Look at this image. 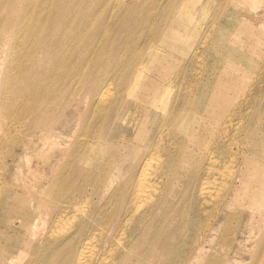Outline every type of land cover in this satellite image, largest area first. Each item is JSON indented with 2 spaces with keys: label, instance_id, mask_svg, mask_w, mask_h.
I'll return each instance as SVG.
<instances>
[{
  "label": "rangeland",
  "instance_id": "rangeland-1",
  "mask_svg": "<svg viewBox=\"0 0 264 264\" xmlns=\"http://www.w3.org/2000/svg\"><path fill=\"white\" fill-rule=\"evenodd\" d=\"M13 1L0 0V264H48L57 252L55 264L69 254L73 264H264V185L256 180L264 168V0H183L175 28L189 42L125 40L141 50L140 80L160 82V98L142 105L146 112L120 100L115 83L105 103L94 97L118 60L133 59L124 50L94 57L81 48L68 61L57 52L44 62L42 50L31 65L33 52L18 50L16 22L31 11L30 0ZM22 64L28 72L20 73ZM178 96L180 109L187 98L186 112L168 124L165 111ZM211 99L219 106L207 112ZM17 238L25 246L9 250Z\"/></svg>",
  "mask_w": 264,
  "mask_h": 264
},
{
  "label": "bare ground",
  "instance_id": "bare-ground-1",
  "mask_svg": "<svg viewBox=\"0 0 264 264\" xmlns=\"http://www.w3.org/2000/svg\"><path fill=\"white\" fill-rule=\"evenodd\" d=\"M28 1V0H27ZM183 0H30L29 1V7L31 8V11L27 14V15H23L20 18L16 19V22L19 25V29H18V36H19V45H18V50L21 53V56H26L27 54H29V52H33V62L31 63V65H35L36 63L40 62L42 59L39 58V56L37 55V53L39 51L45 50L48 51L47 55L44 57V60L47 61V59H50L54 54L56 55L57 52L58 53V57L60 55V58H63L64 61H68L71 55L75 54L77 51H79L81 48H84L86 51V54L91 53V56L93 55L94 57L98 56L100 53H111L113 50H117L118 52L121 51H126L129 54H133L134 57L133 59L129 60L126 63V60L123 62L124 59L122 60H118L116 66L114 67V70L111 72V75L108 77V79L106 81H104V83L101 86H96L95 88V95L97 98V102L99 101V103H105V101L107 100V92L109 94V92H111V88L114 87L112 86L110 88L109 85H113L114 83L117 85V89H118V96L119 99L124 101L125 99H131L132 103L135 105L136 104V109L138 111H143L146 112L147 109L146 107H142V105H146L148 100H151V98H160L159 95H157L159 93V89H160V82L159 80L157 81H151L148 83H143V81L140 80V72L137 65L141 59V50L139 51L137 46L133 45V47L127 45V43H125V40H128L130 38H132L133 41H140L141 39L145 40L149 39V42H158V41H163V42H169L172 40H176V41H188V37L190 36H186V32H181L179 29L175 28V18L180 16L181 14L179 13L180 9V3ZM185 1V0H184ZM183 1V2H184ZM200 1V0H199ZM210 1V0H209ZM247 1V0H245ZM8 2V1H7ZM14 2V1H13ZM10 3V6H12L14 3L20 2L19 0H15V2ZM188 2V1H187ZM211 2V1H210ZM1 3V2H0ZM190 3V2H189ZM196 3V2H195ZM205 4V3H204ZM8 5V4H7ZM188 5V4H187ZM186 5V6H187ZM214 5V4H212ZM196 6V5H195ZM193 6V7H195ZM205 7V6H204ZM210 7V6H209ZM184 8V6H183ZM201 8H203L201 6ZM185 10V9H183ZM187 11V10H186ZM185 11V12H186ZM194 11L191 10V12L189 11V21H193L195 22V15L194 13L192 14V12ZM200 11V10H199ZM184 12V11H183ZM205 12V11H204ZM206 13V12H205ZM201 14V13H199ZM207 14V13H206ZM3 15V14H2ZM185 15V14H184ZM182 15V16H184ZM4 16V15H3ZM207 16V15H205ZM186 17V16H185ZM188 17V16H187ZM198 17V16H197ZM202 17V16H201ZM6 18V17H5ZM200 18V17H199ZM235 19L232 15L231 16H226L225 20H233ZM3 20V18H2ZM186 20V19H185ZM240 20V19H239ZM9 21V20H8ZM186 22V21H185ZM198 22V21H197ZM205 22V21H204ZM234 22V21H233ZM187 23V22H186ZM192 23V22H191ZM226 23V22H225ZM193 24V23H192ZM234 24V23H233ZM236 24V23H235ZM179 27L183 26L182 24H177ZM226 25V24H225ZM261 26H264V24H260ZM230 26V25H229ZM228 26V28H229ZM203 27V25H202ZM233 27V26H232ZM243 27V25H242ZM254 27V26H253ZM259 27V26H258ZM190 28V27H189ZM195 28V27H193ZM200 28V27H199ZM212 28V27H211ZM255 28V27H254ZM186 29V27H185ZM62 30V33L59 34L62 37H60L61 40H56L55 36ZM202 30V29H201ZM194 31V30H193ZM189 32V31H188ZM196 33V32H195ZM205 33V32H204ZM63 34V35H62ZM253 34V33H252ZM204 35V34H203ZM255 35V33H254ZM21 36V37H20ZM58 36V35H57ZM194 36V35H193ZM33 37V38H32ZM196 37V36H194ZM198 37V36H197ZM203 37V36H202ZM235 39V38H234ZM110 43H106L105 45H103L104 42H109ZM193 41V40H192ZM96 45H94V43ZM131 42V41H130ZM189 42V41H188ZM235 42V41H234ZM90 43H93V47H90ZM126 45H123V44ZM134 43V42H133ZM193 43V42H192ZM18 44V43H17ZM130 44V43H129ZM136 44V43H135ZM165 44V43H164ZM184 45H186V43H183ZM182 44V45H183ZM84 45V47H83ZM152 45V43H151ZM168 45V43L166 44ZM181 45V44H180ZM190 46V44H187V46ZM201 45V44H200ZM207 45V44H206ZM143 46V45H142ZM150 46V45H149ZM154 46V44H153ZM163 46V45H162ZM170 46V43H169ZM179 46V45H177ZM202 46V45H201ZM148 47V46H147ZM176 47V46H175ZM159 48V47H158ZM179 48V47H178ZM181 48V47H180ZM182 49V48H181ZM147 50H150V53H152L151 55L155 54V51H153L152 46L150 47V49L147 48ZM155 50V49H154ZM162 50V49H161ZM180 50V49H179ZM229 50V49H228ZM234 47L232 48V45L230 44V56L234 55L235 51H234ZM147 51V52H148ZM186 51V50H185ZM154 52V54H153ZM179 52V51H178ZM183 52V51H181ZM188 52V51H186ZM141 53V54H140ZM149 53V56H150ZM160 53V52H159ZM127 54V53H126ZM130 54V55H131ZM221 56H223L222 53H220ZM219 55V56H220ZM107 56V55H106ZM148 56V55H147ZM148 56V57H149ZM216 56V55H215ZM235 56L241 58V55H238L237 53L235 54ZM93 57V58H94ZM152 57V56H151ZM150 57V58H151ZM217 57V56H216ZM165 58V57H164ZM163 57H158L157 60H155V63L158 61L159 64L163 65L164 63H166V61H164ZM145 59V57H144ZM182 59V58H181ZM166 60V59H165ZM144 62V61H143ZM157 62V63H158ZM124 63V64H123ZM150 63V62H149ZM142 64V63H141ZM154 65V63H152ZM171 64V63H169ZM174 64V63H172ZM18 65V64H17ZM152 65V67H153ZM167 65V64H166ZM16 66V65H15ZM146 66V65H145ZM151 67V65H149ZM168 66V65H167ZM231 69H233L234 71L236 70H240L241 66L240 64H234L231 63L230 64ZM6 67V66H5ZM148 67V66H147ZM149 67V70H150ZM165 67V66H164ZM21 68V66H20ZM28 66H24L22 64V70L20 71V73L22 72H28L29 71ZM173 68V67H172ZM15 69V68H14ZM141 69V67H140ZM145 70V69H143ZM148 70V71H149ZM259 71V70H258ZM153 72V71H152ZM17 73V72H16ZM11 74V73H10ZM102 74L106 75V71H102ZM101 74V81L104 80L103 75ZM159 74V73H158ZM197 74V73H196ZM201 74V72H200ZM16 75V74H15ZM18 75V74H17ZM21 75V74H20ZM40 75V72L37 73L36 75H34V83L37 84L39 82L38 76ZM47 77H50L49 74H44ZM13 77V76H12ZM15 77V76H14ZM143 75L141 76L142 79ZM147 77V76H145ZM143 77V78H145ZM198 77V76H197ZM161 78V77H160ZM159 78V79H160ZM211 78V77H210ZM15 79V78H14ZM143 80V79H142ZM115 81V82H114ZM223 81V80H222ZM264 81V79H263ZM21 83H23L21 81ZM14 84L13 79L10 78L9 82L7 83V85L9 86V88H11V86ZM114 84V85H115ZM196 84V83H195ZM5 85V84H4ZM23 85V84H22ZM25 86V84H24ZM218 86V89H223L224 86L222 85H216V87ZM189 87V86H187ZM185 87V88H187ZM210 87V86H209ZM189 89V88H188ZM90 90V89H89ZM105 90V91H103ZM185 90V89H184ZM183 90V91H184ZM187 90V89H186ZM127 91V93H126ZM188 91V90H187ZM190 91V90H189ZM74 92V91H73ZM72 93V92H71ZM78 93V91H77ZM82 93V92H81ZM80 93V94H81ZM113 93V92H112ZM111 93V94H112ZM161 93V92H160ZM159 93V94H160ZM184 93V92H183ZM60 94V93H59ZM58 94V95H59ZM73 94V93H72ZM90 94V93H88ZM17 95V94H16ZM126 95V96H125ZM67 96V94H66ZM181 96V95H180ZM178 96L176 103L173 105V108L171 109V111L166 112L167 113V123L171 124V120H173L174 122H179L180 119H182L184 113L186 112V108H187V104H186V100L187 98L185 96H183V106L180 109V107L178 108L177 105L179 103H177L181 97ZM9 97V96H8ZM65 97V95H64ZM91 97V95L89 96ZM92 97V98H94ZM216 97V96H215ZM62 98V97H61ZM91 98V99H92ZM9 99V98H8ZM89 100H91L90 98H88ZM63 100H65L63 98ZM79 100V99H77ZM93 100V99H92ZM154 100V99H153ZM152 100V103H153ZM170 100V99H169ZM7 102V101H6ZM61 101H59L58 103H60ZM90 102V101H89ZM71 103V102H70ZM76 103V102H75ZM88 103V102H87ZM95 103V102H94ZM124 103V102H123ZM204 108V104L203 102H201ZM89 104V103H88ZM53 105V104H52ZM105 105V104H104ZM149 105V102H148ZM156 105V104H155ZM160 105V104H159ZM219 106L218 102L214 101L211 99V102L209 105H207L205 107L206 111H213L214 109H217V107ZM54 107V106H53ZM62 107V105L60 106ZM58 109H60L58 107ZM57 109V110H58ZM85 109H88V107H86ZM92 109V108H91ZM26 110V109H25ZM166 110V109H165ZM89 111V110H88ZM124 111V109H123ZM129 111V110H128ZM120 112V111H119ZM126 111H124L125 113ZM87 113V112H85ZM164 113V114H165ZM122 114V113H121ZM163 114V116H164ZM124 115V114H123ZM212 115V114H211ZM127 116V115H126ZM133 116V114L131 115ZM221 116V114L219 115ZM124 117V116H122ZM128 117V116H127ZM126 117V118H127ZM137 117V116H136ZM140 118V117H138ZM227 118V117H226ZM141 119V118H140ZM218 119V118H217ZM221 119V118H220ZM137 120V119H136ZM145 120V119H144ZM124 121V120H123ZM133 121V120H132ZM135 122V121H134ZM137 122V121H136ZM115 123V122H114ZM125 123V122H124ZM130 124V123H129ZM128 124V125H129ZM131 125V124H130ZM135 125V123H134ZM114 126V125H113ZM223 126H226L225 124H223ZM178 125H176V129H178ZM88 128V127H87ZM226 128V127H225ZM63 129V128H62ZM222 129V128H221ZM255 129V128H254ZM164 130V129H163ZM62 131V130H61ZM66 131V129H65ZM252 131V130H251ZM256 131V129H255ZM10 132V130H9ZM162 132V131H161ZM10 135V134H9ZM62 135V134H61ZM66 135V134H65ZM164 135V134H163ZM144 136V135H143ZM160 136V135H158ZM131 137V136H130ZM188 137V136H187ZM218 137V136H217ZM141 139V138H140ZM143 140V139H142ZM187 140V139H186ZM61 142V140H60ZM145 142V139L144 141ZM142 142V143H143ZM147 142V141H146ZM62 143V142H61ZM138 143V141H137ZM95 144V143H94ZM93 144V145H94ZM97 144V143H96ZM144 144V143H143ZM150 144V143H149ZM148 144V145H149ZM88 145V144H87ZM147 145V146H148ZM261 145V144H260ZM80 146V145H79ZM103 146V145H102ZM146 146V147H147ZM252 146V145H251ZM264 146V145H263ZM104 147V146H103ZM116 147V146H115ZM141 147V146H140ZM262 147V146H261ZM122 148V147H121ZM120 148V149H121ZM87 149V148H86ZM105 149V147H104ZM103 149V150H104ZM91 150V149H90ZM108 150V149H107ZM64 151V150H63ZM102 151V150H101ZM119 151V150H118ZM123 151V150H121ZM123 153V152H122ZM68 154V153H67ZM90 154V153H89ZM140 154V153H138ZM187 154V153H186ZM189 154V153H188ZM207 154V153H206ZM77 155V154H76ZM196 155V154H195ZM66 156V154H65ZM121 156V155H120ZM136 156V155H134ZM139 156V155H138ZM210 156V155H209ZM78 157V156H77ZM76 157V158H77ZM123 157V156H122ZM133 157V156H132ZM140 157V156H139ZM172 157V156H171ZM205 157V156H204ZM131 158V157H129ZM135 159V157H133ZM138 158V157H137ZM188 158V157H187ZM198 158V157H197ZM209 159V157H207ZM65 159V157H64ZM71 159V158H70ZM69 159V160H70ZM122 159V158H121ZM206 159V158H205ZM62 160V159H61ZM60 160V161H61ZM82 160V158H81ZM115 160V158H114ZM127 160V159H126ZM137 160V159H136ZM210 160V159H209ZM208 160V161H209ZM213 160V159H212ZM135 161V160H134ZM185 161V160H184ZM197 161V159H196ZM216 161V160H215ZM67 162V161H66ZM69 162V161H68ZM81 162V161H80ZM133 161H131L132 163ZM144 162V161H143ZM174 162V161H173ZM189 162V161H187ZM186 162V163H187ZM79 163V162H78ZM88 163V162H87ZM86 163V164H87ZM117 163V162H116ZM123 163V162H122ZM125 163V162H124ZM192 163V162H191ZM219 163V162H218ZM67 164V163H66ZM70 164V163H69ZM85 164V163H84ZM111 163H109L110 165ZM113 164V162H112ZM121 164V163H120ZM123 165V164H122ZM188 165V164H187ZM185 165V166H187ZM215 165V164H214ZM64 166V165H63ZM112 166V165H111ZM120 166V165H119ZM144 166V165H143ZM146 166V165H145ZM144 166V167H145ZM190 166V165H189ZM188 166V169H189ZM79 167V166H78ZM121 167V166H120ZM180 167V166H179ZM184 167V164L182 166V168ZM216 167V166H215ZM258 167V166H257ZM80 168V167H79ZM115 168V167H114ZM149 168V165H148ZM250 168V167H249ZM58 169V168H57ZM120 169V168H119ZM181 169V168H179ZM184 169V168H183ZM187 169V168H186ZM214 169V168H213ZM248 169V168H247ZM115 170V169H114ZM112 170V171H114ZM149 170V169H148ZM185 170V169H184ZM194 170V169H193ZM209 170V169H208ZM242 170V169H241ZM259 173L256 176V180L260 179L261 182L264 185V168H258ZM60 171V170H59ZM83 171V169H82ZM105 171V170H104ZM108 171V170H107ZM111 171V172H112ZM120 171V170H119ZM127 171V170H126ZM181 171V170H180ZM179 171V172H180ZM187 171V170H185ZM210 171V170H209ZM249 171V170H248ZM121 172V171H120ZM140 172V171H139ZM176 172V171H175ZM178 172V171H177ZM193 172V171H192ZM243 172V171H242ZM256 172V171H255ZM58 173V172H57ZM126 173V172H124ZM137 173V172H136ZM148 173V172H147ZM208 173V172H207ZM112 175H114L113 173H111ZM149 174V173H148ZM177 174V173H176ZM210 174V173H209ZM121 175V174H120ZM125 175V174H124ZM243 175V174H242ZM57 176V175H56ZM55 176V178H56ZM66 176V175H65ZM105 176V175H104ZM151 176V175H150ZM149 176V177H150ZM184 176V175H183ZM208 176V175H207ZM246 176V175H245ZM251 176V175H250ZM97 177V176H96ZM147 177V175H146ZM145 177V178H146ZM163 177V176H162ZM253 177V175H252ZM249 177V178H252ZM115 178V176L113 177ZM117 178V177H116ZM135 179V176H134ZM165 179V178H164ZM175 179V178H174ZM206 179V178H205ZM58 180V179H57ZM109 180V179H108ZM130 180V179H129ZM128 180V181H129ZM148 180V179H147ZM158 180V179H157ZM166 180V179H165ZM177 180V179H176ZM241 180V179H240ZM59 181V180H58ZM127 181V182H128ZM135 181V180H134ZM56 182V181H55ZM137 182V181H136ZM242 182V181H241ZM93 183V182H92ZM135 183V182H132ZM144 183V182H143ZM148 184H150V182H147ZM153 183V182H152ZM244 183V182H243ZM206 184V183H205ZM247 184V183H246ZM53 185V184H52ZM127 185V184H126ZM132 185V184H131ZM156 185V184H155ZM55 186V183L54 185ZM57 186V183H56ZM128 186V185H127ZM136 186V185H135ZM134 186V187H135ZM143 186V184H142ZM163 186V185H162ZM240 186V185H239ZM243 186V185H242ZM246 186V185H245ZM140 187V186H138ZM137 187V188H138ZM160 187V186H159ZM262 187V186H260ZM259 187V188H260ZM54 188V187H53ZM56 188V187H55ZM129 188V186H128ZM132 188V187H131ZM144 188V187H143ZM147 188V187H145ZM246 188V187H245ZM263 188V187H262ZM238 189V188H237ZM134 190V189H133ZM146 190V189H145ZM149 190V189H148ZM241 190V189H240ZM57 191V190H56ZM153 191V190H152ZM151 191V192H152ZM130 192V189H129ZM236 192H238L236 190ZM57 193V192H56ZM76 193V192H75ZM124 193V192H123ZM128 193V192H126ZM153 193V192H152ZM129 194V193H128ZM126 194V195H128ZM138 194V193H136ZM142 194V193H141ZM238 194V193H237ZM145 195V194H143ZM142 195V196H143ZM240 195V194H239ZM246 195V194H245ZM120 196V195H119ZM125 196V195H124ZM123 196V197H124ZM130 196V195H129ZM136 196V195H135ZM134 196V197H135ZM146 196V195H145ZM243 196V195H242ZM247 196V195H246ZM259 196V194H258ZM122 197V196H121ZM122 197V198H123ZM141 197V196H140ZM148 197V196H147ZM74 198V197H73ZM121 198V199H122ZM130 198V197H129ZM137 198V197H136ZM226 198V196H225ZM256 198V197H255ZM254 198V199H255ZM15 199V198H13ZM128 200V197L126 198ZM192 199V198H191ZM224 199V198H223ZM125 200V199H123ZM122 200V201H123ZM144 200V199H143ZM235 200V199H234ZM233 200V201H234ZM121 201V202H122ZM193 201V200H192ZM261 201V199L259 198L258 200H256V202ZM152 202V201H151ZM166 202V201H165ZM136 203V201H135ZM146 203V202H145ZM150 203V202H149ZM147 203V204H149ZM70 204V203H69ZM68 204V205H69ZM128 204V203H126ZM125 204V205H126ZM124 203L122 206H125ZM135 205V204H134ZM176 205V204H175ZM192 205V204H191ZM67 206V205H66ZM133 206V203H132ZM138 206V205H137ZM222 206V205H221ZM260 206V205H259ZM128 207V206H127ZM57 208V207H55ZM254 208V207H253ZM258 208V207H257ZM69 209V208H68ZM123 209V208H122ZM121 209V210H122ZM217 209H220L219 207ZM132 210V208H131ZM130 210V211H131ZM134 210V209H133ZM132 210V212H133ZM172 210V209H171ZM185 210V209H184ZM124 211V210H123ZM254 211V210H253ZM52 212V211H51ZM59 212V211H58ZM64 213H65V209H64ZM138 213V211L136 212ZM135 213V214H136ZM51 214V213H50ZM120 215V214H119ZM134 214H131V216H133ZM189 215V214H188ZM208 215V214H207ZM51 216V215H50ZM57 216V215H55ZM63 216V215H62ZM123 216V215H122ZM255 216V215H254ZM253 216V217H254ZM130 218V217H129ZM186 214H185V219H186ZM256 218V217H255ZM52 219V218H51ZM59 219V217H58ZM146 219V218H145ZM235 219V218H234ZM53 223L55 222L54 219ZM62 220V219H61ZM151 220V219H150ZM118 221V220H117ZM131 221V220H130ZM187 221V220H186ZM233 221V220H232ZM89 222V221H88ZM189 222V220H188ZM190 223V222H189ZM188 224V223H187ZM145 226V225H144ZM186 226V225H185ZM89 227V226H88ZM140 228V227H139ZM188 228V227H187ZM83 229V228H82ZM89 228H87L88 230ZM82 232V231H81ZM77 234V233H76ZM76 236V235H75ZM73 236V238L75 237ZM85 237V236H84ZM83 237V238H84ZM93 238V237H92ZM77 239V237L75 238ZM75 239L73 241H75ZM87 239V238H86ZM17 240V242L15 243L14 247L9 248V250H13L16 249V247L18 246V244H20V242L23 243V245L25 246V241L20 240V238L15 239ZM85 241V239L83 240ZM76 242V241H75ZM87 242V241H86ZM90 243V241H88ZM87 242V243H88ZM92 242V241H91ZM69 243V241H68ZM73 243V242H72ZM81 243V242H80ZM14 244V243H12ZM67 244V242H66ZM65 245V244H63ZM71 244H69L70 246ZM77 243L73 246H76ZM89 245V244H88ZM92 246V244H90ZM89 245V247H90ZM62 246V245H61ZM60 246V247H61ZM73 246H70V250H72ZM80 246V244H79ZM0 247H2L3 249V243L0 241ZM59 247V248H60ZM66 246L62 247L63 250L66 249ZM85 247V246H84ZM86 248V247H85ZM94 248V247H92ZM91 248V249H92ZM91 249L90 252H91ZM95 249V248H94ZM97 249V248H96ZM59 250V249H58ZM62 250V249H60ZM75 250V249H74ZM81 250V249H80ZM57 251V250H56ZM73 251V250H72ZM83 251V250H81ZM80 253L78 255L79 261L82 260L81 256L83 253ZM94 251V250H93ZM77 252V251H76ZM87 252H88V246H87ZM126 252V251H125ZM128 252V251H127ZM56 253V252H55ZM74 253V251H73ZM129 253V252H128ZM131 253V252H130ZM61 252H57L55 255H53V258L51 259L50 257H48V259L50 258L51 261L48 262V264H55L56 260L59 259ZM85 254V253H84ZM75 255V254H74ZM131 255V254H130ZM91 257L88 254L86 255V257ZM0 257H3V254H0ZM52 257V256H51ZM87 257V258H88ZM94 257V256H93ZM93 257L91 258V260L93 259ZM78 258L76 259V261L78 260ZM73 259L74 256H70V254L68 255V257L65 260L64 264H73ZM99 259V258H98ZM35 260V259H34ZM47 260V259H45ZM75 260V259H74ZM90 260V262H91ZM100 260V259H99ZM83 261V260H82ZM98 260H96L97 262ZM35 262V261H34ZM99 262V261H98ZM45 264H47L46 262H43ZM76 263V262H74ZM32 264V263H31ZM79 264V263H78ZM83 264V263H82ZM91 264V263H90ZM98 264V263H96Z\"/></svg>",
  "mask_w": 264,
  "mask_h": 264
}]
</instances>
